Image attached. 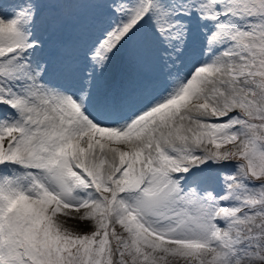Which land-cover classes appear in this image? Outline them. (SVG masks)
<instances>
[{
	"label": "snow or ice",
	"instance_id": "obj_1",
	"mask_svg": "<svg viewBox=\"0 0 264 264\" xmlns=\"http://www.w3.org/2000/svg\"><path fill=\"white\" fill-rule=\"evenodd\" d=\"M0 264H264V0H0Z\"/></svg>",
	"mask_w": 264,
	"mask_h": 264
}]
</instances>
